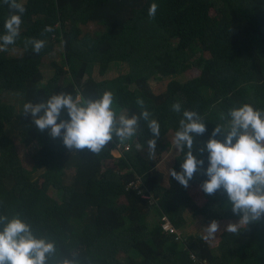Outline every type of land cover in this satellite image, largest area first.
Here are the masks:
<instances>
[{"label": "trees", "instance_id": "trees-1", "mask_svg": "<svg viewBox=\"0 0 264 264\" xmlns=\"http://www.w3.org/2000/svg\"><path fill=\"white\" fill-rule=\"evenodd\" d=\"M153 3L158 9L150 18ZM23 4L20 35L8 46H20L22 51L0 56V216L19 217L36 238L54 242L56 251L48 264H62L65 259L76 264H264V218L237 233L224 231L219 252L200 237L189 235L182 242L161 227L163 217H168L182 229L187 210L208 223L240 219L222 189L214 195L203 192L208 154L198 149L216 125L228 130L231 109L250 104L264 110V0H25ZM12 14L0 0V35ZM88 21H101L105 30L98 35L84 31ZM45 27L52 31L45 32ZM33 39L45 41L39 53L27 43ZM55 45L62 47L61 60H52V70L45 74L43 66ZM117 62L127 65L125 73L95 77V69L103 75ZM190 67L198 74L181 83L170 81L161 93H153L148 85L155 74ZM105 91L113 94L117 116H139L147 109L159 122L155 160L148 156L147 140L154 137L143 119L133 137L121 142L114 136L99 154L69 151L62 138L51 137L50 129L40 131L30 114L25 116L24 110L18 114L3 97L15 94L25 105L46 102L60 93L94 100ZM138 99L144 101L143 108ZM177 102L179 113L172 110ZM186 110L197 112L207 126V132L196 137L194 149L205 163L189 182L199 188L202 206L170 171L163 185L164 173L156 166L167 146L166 132L179 131ZM15 118L18 135L10 137L6 126ZM125 144L128 148L114 157L116 145ZM186 153V147L178 149L169 170L181 171ZM110 159L115 166H103ZM36 170L42 171L39 183L31 177ZM138 177L141 182L134 188L129 183ZM50 188L61 192L59 199L49 194ZM139 189L153 195V201ZM73 220L79 223L78 230Z\"/></svg>", "mask_w": 264, "mask_h": 264}, {"label": "clouds", "instance_id": "clouds-1", "mask_svg": "<svg viewBox=\"0 0 264 264\" xmlns=\"http://www.w3.org/2000/svg\"><path fill=\"white\" fill-rule=\"evenodd\" d=\"M13 14L4 23L5 34L0 35V52L7 51L20 35L22 16L26 8L22 0H4ZM158 9L156 3L148 10L154 18ZM45 32L52 31L45 27ZM33 50L39 53L45 46L43 40H30ZM137 103L143 108L144 101ZM113 94L105 91L98 99H84L81 95L60 93L51 96L46 102L24 105L25 116L31 115L40 131L50 129L53 138H62L69 150L87 149L99 154L114 136L121 142L133 137L139 128V120L147 122L153 139L147 140L148 156L155 158L160 124L151 119L145 109L139 116L120 114L112 108ZM172 110L179 113L180 103H174ZM67 114L68 118L63 117ZM229 128L225 131L216 125L211 138L202 145L199 153L208 154L207 177L201 185L203 192L214 195L218 190L228 197L232 212L240 216L238 223H229L226 231L237 233L241 226L249 225L264 218V110L254 109L250 104L233 108ZM59 121V122H58ZM207 132V126L195 111H184L180 129L175 133L174 142L179 150L187 148L181 164V171L170 169L171 177L184 188L194 174L203 169L205 161L194 155L197 136ZM217 136L223 139H217ZM115 154V153H114ZM0 264H48V258L55 253L54 242L36 238L30 226L19 217L8 219L0 216ZM219 223L213 220L207 227L205 240L213 238L219 230ZM62 264H76L75 260L65 259Z\"/></svg>", "mask_w": 264, "mask_h": 264}, {"label": "rangeland", "instance_id": "rangeland-1", "mask_svg": "<svg viewBox=\"0 0 264 264\" xmlns=\"http://www.w3.org/2000/svg\"><path fill=\"white\" fill-rule=\"evenodd\" d=\"M25 0H22V2ZM83 30L92 34V35H98L102 33L105 30L104 25L102 24L101 21H88L84 26ZM25 44V43H24ZM194 48L196 47L195 45L193 46ZM22 50L19 47H8L7 51L0 52L1 58H6L10 56H17L20 54ZM62 53V47L60 45H55L51 54L48 56V60L46 61V65L43 66V71L45 74H48V69L52 70V67L50 65V62L52 60H55L56 62H60L61 58L59 55ZM49 64V65H48ZM127 65L125 63H111L107 70L105 71V74L99 75L98 71L95 69L94 70V75L96 78H103V77H114L118 74H123L127 71ZM198 69L195 67H190L187 68L184 71L175 73V74H169V75H160V74H155L151 76L147 82L152 90L153 93L158 94L166 90L167 84L170 81H176V82H184L188 78L195 76L198 74ZM203 94L207 96V92L203 90ZM5 101H8L9 103H12L16 110L17 113L20 114L21 111L24 110V104L22 103L20 97L16 96L15 94L12 93H4L3 95ZM7 134L10 137H16L18 135L19 131V121L18 119H13V121L6 126ZM175 134L174 132L169 129L166 132V140H167V146L165 147V150L162 151V155L160 156L159 160L156 163V166L158 169H160L164 173V179L162 180V184L166 185L167 183V174L169 171V167L172 164V159L173 157L177 154L178 149L175 145L174 142ZM125 150L124 148H121V150H117L116 148L112 150V154L114 157H118L121 155L122 151ZM32 152V151H31ZM115 153V154H114ZM155 160V159H152ZM23 162L25 167H28L27 161L23 158ZM109 166V167H114V160L110 159L103 163V166ZM117 167H120L117 165ZM42 174V171L36 170L35 172H32L31 177L34 181L39 183L41 181L40 176ZM189 195L194 199L200 206H202L205 202L203 197L201 196L200 190L196 186H189L187 188ZM49 194L55 198L59 199L61 192L59 190H55L53 188L49 189ZM228 205H231L230 202L227 203ZM185 219H186V225L182 229H178L180 231V234L182 235V242L185 241V238L189 235H194L197 237L202 238L203 240L204 237L207 235L206 232V227L210 224L206 222L201 216H195L191 211L187 210L185 213ZM74 224V228L78 230L80 228L79 223L76 220L72 221ZM239 220H223V221H218L220 227L218 232L213 238H210L208 240H205L206 242L209 243L210 247L215 251L219 252L218 249V243L220 239V235L226 231V227L229 223H238ZM244 227V226H241ZM184 250V246L182 247L181 251Z\"/></svg>", "mask_w": 264, "mask_h": 264}, {"label": "built area", "instance_id": "built-area-1", "mask_svg": "<svg viewBox=\"0 0 264 264\" xmlns=\"http://www.w3.org/2000/svg\"><path fill=\"white\" fill-rule=\"evenodd\" d=\"M121 148H124L125 150L128 148V145H116V149L117 150H121ZM140 179L139 177L134 181V182H130L129 184L131 186H133L134 188H138L139 183H140ZM139 194H141L143 197L151 199L153 195L151 194H147L145 193L142 189H139ZM153 201V200H152ZM161 227L164 233L169 234V235H176L179 239H182V235L180 234L179 230L177 228L174 227V225L172 224V222L169 220L168 217H163V221L161 223ZM191 259L192 260H196V257L192 254L191 255Z\"/></svg>", "mask_w": 264, "mask_h": 264}]
</instances>
